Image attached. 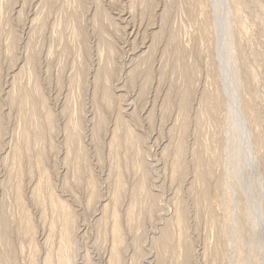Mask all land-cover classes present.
Masks as SVG:
<instances>
[{
    "label": "rangeland",
    "instance_id": "obj_1",
    "mask_svg": "<svg viewBox=\"0 0 264 264\" xmlns=\"http://www.w3.org/2000/svg\"><path fill=\"white\" fill-rule=\"evenodd\" d=\"M234 111L264 0H0V264H227Z\"/></svg>",
    "mask_w": 264,
    "mask_h": 264
},
{
    "label": "clouds",
    "instance_id": "obj_2",
    "mask_svg": "<svg viewBox=\"0 0 264 264\" xmlns=\"http://www.w3.org/2000/svg\"><path fill=\"white\" fill-rule=\"evenodd\" d=\"M264 153L238 113L224 131L219 169L225 186L227 264H264Z\"/></svg>",
    "mask_w": 264,
    "mask_h": 264
}]
</instances>
